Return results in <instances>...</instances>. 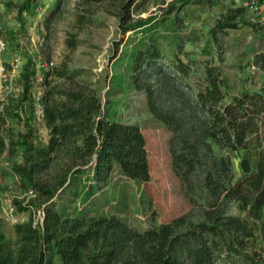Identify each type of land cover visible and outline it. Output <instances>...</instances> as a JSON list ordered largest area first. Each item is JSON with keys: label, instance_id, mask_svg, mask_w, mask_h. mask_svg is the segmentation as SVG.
<instances>
[{"label": "trees", "instance_id": "trees-1", "mask_svg": "<svg viewBox=\"0 0 264 264\" xmlns=\"http://www.w3.org/2000/svg\"><path fill=\"white\" fill-rule=\"evenodd\" d=\"M80 2L100 4L118 19L122 34L144 27L151 31L160 24L153 17L132 18L137 0ZM174 4L169 9L175 10ZM233 5L221 10L210 26V39L219 50L222 35L244 22L246 8L240 2ZM2 33L0 28V40H4ZM66 44L73 48L75 39L67 38ZM161 57L157 38L149 34L145 49L135 55L131 78L147 94L154 117L170 131L175 174L190 191L196 182L206 191L197 219L184 213L138 230L113 214H91L86 208L72 215L60 212L56 197H80L85 205L109 180L114 165L130 179L147 181L145 139L137 125L112 120L92 85L78 80L79 70L65 64L43 76L46 88L40 101L48 128L46 144L33 142L35 130L30 126L13 139L8 119L20 116L18 109L29 89L27 80L35 75L26 70L22 99L0 97V155L23 148L22 162L12 163L10 171L22 189H32L42 198L43 222L35 226L28 219L14 224V250L0 232V264H51L50 255L57 256L60 264H264V149L255 172L242 158L244 175L237 181L229 154L213 151L215 146L237 152L245 148L250 136L257 135L264 91L244 90L223 103L226 79L220 65L209 59L184 62L173 55L163 70ZM253 58L264 74V49ZM141 73H146L145 80ZM193 79L199 82L194 84ZM12 101L18 104L13 106ZM233 203L244 217L230 212Z\"/></svg>", "mask_w": 264, "mask_h": 264}, {"label": "rangeland", "instance_id": "rangeland-1", "mask_svg": "<svg viewBox=\"0 0 264 264\" xmlns=\"http://www.w3.org/2000/svg\"><path fill=\"white\" fill-rule=\"evenodd\" d=\"M175 1H178L179 5ZM242 0H137L131 8L134 19L157 18V28L146 27L122 34L118 19L103 11L100 4L86 5L80 0H0V28L3 30L5 48L0 51V62L10 73L0 97L6 95L22 99L23 87L27 83L23 73L35 71L28 78V93L18 109L20 116L8 119L13 139L23 134L27 126L34 128L33 142L45 145L48 128L41 112L40 95L46 88L43 76L37 79L36 62L51 61L52 67L65 64L70 70H79L77 79L87 81L102 97L110 118L122 124H134L145 139L148 180L139 181L124 175L114 165L109 180L89 198L84 205L80 197L59 195L54 199L57 209L65 214L86 208L91 214H113L123 218L138 230L158 226L184 213L197 219L205 205L206 191L197 184L193 191L182 184L172 169L169 152L170 131L165 123L154 117L147 104V94L137 89L131 78L134 73L133 60L139 50H144L149 34L157 38L161 51V66L167 70L173 55L181 60L204 61L220 65L226 79L223 103L242 91H264V74L253 62L254 54L264 49V14L245 10L241 24L222 35V49L210 39V26L227 6H237ZM176 5L175 10L169 9ZM155 22V23H156ZM67 38L75 39L69 48ZM18 64L12 70L13 64ZM160 62V63H161ZM145 80L146 73H141ZM198 79H193L197 84ZM18 101H12V105ZM257 135L249 137L245 148L229 154L233 180L242 178L240 167L246 158L250 172L256 171L260 150L264 149V114L261 115ZM22 147H15L0 155V232L15 248L13 226L16 223L3 220L10 207L20 223L33 219L32 209L41 208L42 198L34 196L19 186V178L10 171L12 163H21ZM17 202V203H15ZM30 206L29 209H19ZM85 206V207H84ZM232 214L244 217L237 203L230 205ZM51 264H60L57 256H48Z\"/></svg>", "mask_w": 264, "mask_h": 264}, {"label": "built area", "instance_id": "built-area-1", "mask_svg": "<svg viewBox=\"0 0 264 264\" xmlns=\"http://www.w3.org/2000/svg\"><path fill=\"white\" fill-rule=\"evenodd\" d=\"M241 4L249 11H254L256 13H263L264 14V0H242ZM5 48V44L3 40H0V51L3 50ZM36 71H37V79L39 81L42 80V77L39 75L40 71H49L52 69V62L51 61H45V60H41L39 59L36 62ZM13 68L12 70H15L18 67V64L15 63L12 65ZM10 77V73L9 70L7 69L6 66H4L1 62H0V92L4 89V87L6 86V81L9 79ZM27 194H29L30 196H34L35 195V191L32 189H27ZM12 211H14V207H10V209L8 211H5L2 218L3 220L7 221V222H12V223H20L18 221V217L12 214ZM34 218L31 219L33 225L35 226H41L42 225V217H43V206H41V208L38 209H32Z\"/></svg>", "mask_w": 264, "mask_h": 264}]
</instances>
